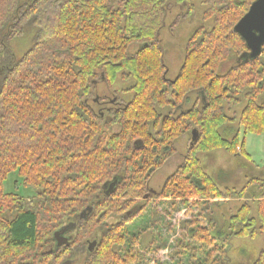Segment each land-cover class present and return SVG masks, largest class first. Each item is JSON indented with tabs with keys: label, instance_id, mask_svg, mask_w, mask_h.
<instances>
[{
	"label": "trees",
	"instance_id": "trees-1",
	"mask_svg": "<svg viewBox=\"0 0 264 264\" xmlns=\"http://www.w3.org/2000/svg\"><path fill=\"white\" fill-rule=\"evenodd\" d=\"M192 1L0 0V264L132 261L118 250L126 243L124 229L147 207L134 199L148 193L149 179L185 135L190 136L187 151L158 197L185 205L190 198L203 202L251 191V203L244 202L223 228L209 220V230L217 239L259 234L264 243V179L224 194L198 158L215 150L248 157L239 133L220 134L232 122L227 105L245 102L243 136L264 134V101L259 103L264 47L256 59H244L248 50L233 31L255 0H207L202 19L212 26L191 35L178 73L169 79L157 35L171 2L187 10L176 17L175 27L194 10ZM27 33L31 46L16 58L10 43ZM133 43L139 49L131 55ZM232 57L235 64L220 75L219 68ZM99 72L109 87L118 76L134 80L127 90L130 100L107 112L109 121L87 104ZM193 93L201 106L182 109ZM165 108L170 112L163 115L159 110ZM12 173L36 189V199L4 193L3 183ZM114 180L118 184L106 197ZM88 208L91 212L80 220ZM110 219L115 221L109 224ZM70 223L75 229L66 234L69 246L55 248L53 234ZM194 232L208 236L205 228ZM94 240L97 245L89 252ZM253 264H264V249Z\"/></svg>",
	"mask_w": 264,
	"mask_h": 264
},
{
	"label": "rangeland",
	"instance_id": "rangeland-1",
	"mask_svg": "<svg viewBox=\"0 0 264 264\" xmlns=\"http://www.w3.org/2000/svg\"><path fill=\"white\" fill-rule=\"evenodd\" d=\"M207 0H194V10L184 20L178 22L175 27L172 23L178 16L186 13L185 5H176L171 2L163 20V28L157 38L163 48V62L167 67V78L173 79L183 62L184 49L188 39L199 28L209 29L211 21L202 19L206 9ZM32 34L27 33L21 38L11 41L10 49L16 58L21 57L31 46ZM264 47V46H263ZM139 49V44L133 43L128 48L129 54H134ZM235 64L232 57L221 65L218 73L224 74ZM134 84L133 79L122 80L119 76L113 86L109 87L103 80L100 72L91 81L90 97L87 104L91 110L103 121H109L107 112L122 107L127 103L131 94L128 89ZM242 100V99H241ZM264 97L259 100L263 103ZM201 106L197 94L193 93L182 105V109H189L194 104ZM245 102L239 105H227L225 111L232 120L228 125L220 129V134L232 137L239 133V146L244 142V151L248 155L231 156L218 150L214 153H199L198 158L205 170H213L208 173L218 189L239 192L244 184L254 178L264 179V134H246L243 136V128L240 117ZM163 115L170 112L169 109L159 110ZM117 131V128L112 129ZM190 136L185 135L175 142L176 152L165 164L153 173L148 181V198L134 199L137 202L146 201L145 211L137 217L132 224L124 229L126 243L118 250L121 257L133 256L127 264H253L259 253L264 249L263 238L257 234L253 238L217 239L216 231L210 232L209 220L217 223L218 227H224L232 215L236 214L244 202H250L248 191L244 197L231 196L229 201L208 199L201 202L200 199H187V204L172 203V199L158 197L165 181L180 164L189 146ZM213 152V151H212ZM5 194H16L24 200L36 199L37 191L34 187H26L22 179L12 173L3 183ZM152 191V193H149ZM247 197V199H246ZM180 201V200H179ZM195 203H197L195 205ZM255 204H252V214L255 215ZM115 220L110 219L111 224ZM205 228L208 236L192 229ZM158 248V249H156ZM129 257H127L129 259ZM126 258V259H127ZM69 264H82L79 258Z\"/></svg>",
	"mask_w": 264,
	"mask_h": 264
},
{
	"label": "water",
	"instance_id": "water-1",
	"mask_svg": "<svg viewBox=\"0 0 264 264\" xmlns=\"http://www.w3.org/2000/svg\"><path fill=\"white\" fill-rule=\"evenodd\" d=\"M233 31L244 41L245 46L248 50L247 55L243 56V58H249L250 60H253L259 57L262 54L264 46V0H255L250 5L248 11L244 14V16L236 23ZM195 139L196 134L195 132H193V140ZM117 184V180L111 182L105 189L104 195L106 197L110 196ZM149 193H152V191H150ZM147 198L148 196L144 197L145 200ZM136 211L137 207L133 208L131 212H128V215H130L131 213H135ZM90 212L91 208L83 210L78 218L80 220H85ZM73 229H75V224L70 223L53 234L55 248L69 246V237H67L66 234ZM96 245V240L90 242L88 244L89 252H93ZM64 264H69V262H66Z\"/></svg>",
	"mask_w": 264,
	"mask_h": 264
},
{
	"label": "crops",
	"instance_id": "crops-1",
	"mask_svg": "<svg viewBox=\"0 0 264 264\" xmlns=\"http://www.w3.org/2000/svg\"><path fill=\"white\" fill-rule=\"evenodd\" d=\"M216 151H218V150H215V151H213V152H211V153H214V152H216ZM224 153H225V152H224ZM200 162H201V161H200ZM201 164H202V163H201ZM202 167H203V164H202ZM203 169H204V167H203ZM204 171H205V173H206L207 175H208V173H209V174H210V173H214L213 170H209V171H208V170H205V169H204ZM206 171H207L208 173H207ZM208 176H209V175H208ZM209 177H210V176H209ZM210 178H211V177H210ZM244 185H245V184H244ZM221 200H223V201H225V202H226V201H229V199H221ZM209 226H211V225H209ZM210 229H211V227H210Z\"/></svg>",
	"mask_w": 264,
	"mask_h": 264
}]
</instances>
